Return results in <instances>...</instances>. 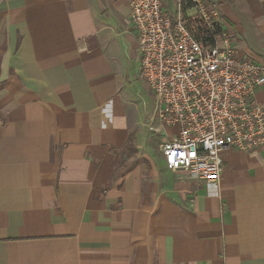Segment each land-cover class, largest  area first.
<instances>
[{
	"label": "crops",
	"instance_id": "crops-1",
	"mask_svg": "<svg viewBox=\"0 0 264 264\" xmlns=\"http://www.w3.org/2000/svg\"><path fill=\"white\" fill-rule=\"evenodd\" d=\"M205 1L264 64V0ZM129 2L0 0V264H264V143L165 166Z\"/></svg>",
	"mask_w": 264,
	"mask_h": 264
},
{
	"label": "built area",
	"instance_id": "built-area-1",
	"mask_svg": "<svg viewBox=\"0 0 264 264\" xmlns=\"http://www.w3.org/2000/svg\"><path fill=\"white\" fill-rule=\"evenodd\" d=\"M129 11L155 115L176 129L160 146L165 166L216 183L224 150L264 143V64L237 52L205 0H174L172 12L162 0H130Z\"/></svg>",
	"mask_w": 264,
	"mask_h": 264
},
{
	"label": "rangeland",
	"instance_id": "rangeland-1",
	"mask_svg": "<svg viewBox=\"0 0 264 264\" xmlns=\"http://www.w3.org/2000/svg\"><path fill=\"white\" fill-rule=\"evenodd\" d=\"M229 35H230V38L232 39L233 41V35L231 32H229ZM234 34V33H233ZM138 69H139V76H136L135 80L141 84L142 86V77L140 75V60L138 62ZM140 90H142L140 93H137V94H133L132 95V99H133V102H134V108L136 109L138 115L140 116V118H143L148 110V106H149V99H148V92L150 91L148 89L147 86L141 88ZM148 91V92H147ZM155 133H154V138H155V141L157 142V149L160 150V146L162 144V140L160 139L159 137V134L163 137V138H166V130L165 128H162V132H159L157 131L159 129V126H156L155 125ZM159 132V133H158Z\"/></svg>",
	"mask_w": 264,
	"mask_h": 264
},
{
	"label": "trees",
	"instance_id": "trees-1",
	"mask_svg": "<svg viewBox=\"0 0 264 264\" xmlns=\"http://www.w3.org/2000/svg\"><path fill=\"white\" fill-rule=\"evenodd\" d=\"M186 25L189 27L191 25V22L187 21ZM198 34H199V32H198Z\"/></svg>",
	"mask_w": 264,
	"mask_h": 264
}]
</instances>
